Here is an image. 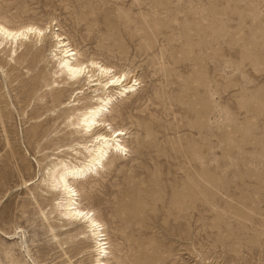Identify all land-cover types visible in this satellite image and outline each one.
<instances>
[{"label": "rangeland", "instance_id": "1", "mask_svg": "<svg viewBox=\"0 0 264 264\" xmlns=\"http://www.w3.org/2000/svg\"><path fill=\"white\" fill-rule=\"evenodd\" d=\"M0 21L51 26L0 47V264H94L43 182L95 94L55 73L52 32L138 80L108 114L129 152L77 183L110 264H264V0H0Z\"/></svg>", "mask_w": 264, "mask_h": 264}, {"label": "bare ground", "instance_id": "2", "mask_svg": "<svg viewBox=\"0 0 264 264\" xmlns=\"http://www.w3.org/2000/svg\"><path fill=\"white\" fill-rule=\"evenodd\" d=\"M42 26L28 23V25L13 28L0 21V47L9 46V53L14 55L26 39L34 36L36 40L41 41L47 32H51L50 25ZM51 35L54 38L53 56L56 57L58 67L55 73L72 88L83 83L81 88L78 86L74 89L79 88L78 94H85L86 85H88V89H93L91 92L95 94L91 95L82 106H79L81 99H78L77 104L72 105L77 113L68 119L67 126L72 130V134H79L83 141L69 147L70 153L66 157L53 158L47 167L43 182L47 184L48 189L60 192L55 208L61 216L69 220L67 224L74 225L79 221L88 229L82 234L89 232L88 236L94 242V251L96 252L93 259L94 264H110L109 258L112 251L109 249L107 234L104 233V223L94 211L82 205L77 183L99 174L105 169L107 161L114 153L127 155L129 152L124 140L127 130L116 128L108 114L112 112L117 100L119 101L123 96H128L129 93L136 91L138 80L130 81L128 72L118 73L115 68L97 62L98 60L82 62L80 52L71 46L65 36L56 32H52ZM54 65L56 66V64ZM62 89L65 92L67 88ZM75 235L78 236V234Z\"/></svg>", "mask_w": 264, "mask_h": 264}]
</instances>
